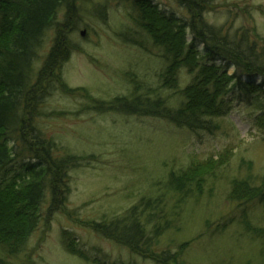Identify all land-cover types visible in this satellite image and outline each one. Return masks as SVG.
Instances as JSON below:
<instances>
[{
  "label": "trees",
  "instance_id": "16d2710c",
  "mask_svg": "<svg viewBox=\"0 0 264 264\" xmlns=\"http://www.w3.org/2000/svg\"><path fill=\"white\" fill-rule=\"evenodd\" d=\"M112 1L131 7L133 28L122 31L119 39L150 54L149 42L165 67L158 87L145 90L135 84L129 97L105 102L85 89L69 88L61 74L76 50L69 38L77 24L78 4L92 0H0V264H12L10 261L20 260L24 254L30 263L26 251L32 235L46 223L45 203L46 217L63 210L70 192V172L93 159L69 154L37 128V109L56 87L65 95L80 94L90 102L86 108L95 113L156 118L194 134L215 132L216 121L237 102L254 113L255 124L264 134V41L252 29L209 24L206 15L214 11L216 0H174L181 16L154 0ZM105 3H97L95 13L100 20L106 18ZM51 31L55 33L53 44L42 68L34 73ZM182 72L189 82L178 89ZM161 91L171 92L175 107ZM193 163L186 170L170 172L155 195L141 197L123 214L80 225L143 260L178 264L173 252H158L154 247L177 227L184 204L198 200L204 190V166ZM233 184L234 193L242 190L248 194L246 202L264 203V181L258 186L248 180ZM248 229V235L263 245L264 230ZM77 243L68 232H62L64 250L88 259ZM186 246L184 243L179 249ZM92 261L105 264L104 260Z\"/></svg>",
  "mask_w": 264,
  "mask_h": 264
},
{
  "label": "rangeland",
  "instance_id": "374dc122",
  "mask_svg": "<svg viewBox=\"0 0 264 264\" xmlns=\"http://www.w3.org/2000/svg\"><path fill=\"white\" fill-rule=\"evenodd\" d=\"M154 1L181 16L174 0ZM97 3L105 0L78 4L77 24L69 38L76 50L61 71L65 84L85 89L105 102L129 97L135 84L145 90L158 87L165 63L157 51L148 42L152 52L144 53L118 37L133 28L130 4L107 1L106 18L100 20L95 13ZM206 19L217 27L252 29L264 41V0H216ZM54 37L53 31L48 33L34 73L42 68ZM233 73L230 69L229 74ZM179 79L178 89L189 82L185 72ZM161 94L176 106L170 91ZM79 95H65L56 87L41 101L34 122L46 139L69 154L93 157L92 162L70 172V192L63 210L46 217L45 203L46 223L42 222L28 243L30 263L24 254L12 264H99L93 258L105 264H154L80 222H100L123 214L141 197L155 195L170 172L186 170L193 161L194 166H204V190L198 200L184 204L177 227L154 249L170 250L178 264H264V244L246 231L264 230V203L246 202L248 194L232 191L234 181L248 180L254 186L264 181V134L250 109L234 102L229 113L216 121L215 132L194 134L156 118L95 113ZM63 231L78 242L77 248L88 259L64 250ZM184 243L187 246L182 251L179 247Z\"/></svg>",
  "mask_w": 264,
  "mask_h": 264
},
{
  "label": "water",
  "instance_id": "95a60500",
  "mask_svg": "<svg viewBox=\"0 0 264 264\" xmlns=\"http://www.w3.org/2000/svg\"><path fill=\"white\" fill-rule=\"evenodd\" d=\"M84 33H81V36L83 37Z\"/></svg>",
  "mask_w": 264,
  "mask_h": 264
}]
</instances>
